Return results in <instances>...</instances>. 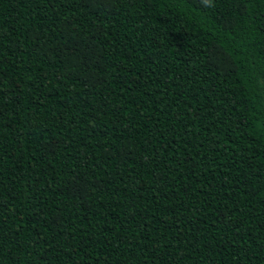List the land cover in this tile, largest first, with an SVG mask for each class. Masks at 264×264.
Segmentation results:
<instances>
[{"label":"trees","instance_id":"trees-1","mask_svg":"<svg viewBox=\"0 0 264 264\" xmlns=\"http://www.w3.org/2000/svg\"><path fill=\"white\" fill-rule=\"evenodd\" d=\"M0 264H264V0H0Z\"/></svg>","mask_w":264,"mask_h":264},{"label":"clouds","instance_id":"clouds-1","mask_svg":"<svg viewBox=\"0 0 264 264\" xmlns=\"http://www.w3.org/2000/svg\"><path fill=\"white\" fill-rule=\"evenodd\" d=\"M205 2L207 3V0H205Z\"/></svg>","mask_w":264,"mask_h":264}]
</instances>
